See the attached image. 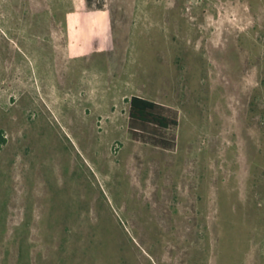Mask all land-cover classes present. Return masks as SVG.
Wrapping results in <instances>:
<instances>
[{
    "label": "rangeland",
    "instance_id": "rangeland-1",
    "mask_svg": "<svg viewBox=\"0 0 264 264\" xmlns=\"http://www.w3.org/2000/svg\"><path fill=\"white\" fill-rule=\"evenodd\" d=\"M0 131V264H264V0H0Z\"/></svg>",
    "mask_w": 264,
    "mask_h": 264
},
{
    "label": "trees",
    "instance_id": "trees-1",
    "mask_svg": "<svg viewBox=\"0 0 264 264\" xmlns=\"http://www.w3.org/2000/svg\"><path fill=\"white\" fill-rule=\"evenodd\" d=\"M128 122L130 132H143L164 138L162 131L178 126L176 113L156 101L132 95L128 100ZM7 139L0 131V152Z\"/></svg>",
    "mask_w": 264,
    "mask_h": 264
},
{
    "label": "crops",
    "instance_id": "crops-1",
    "mask_svg": "<svg viewBox=\"0 0 264 264\" xmlns=\"http://www.w3.org/2000/svg\"><path fill=\"white\" fill-rule=\"evenodd\" d=\"M85 20V23H84V28H86V30H87V28H88V22H89V19H83V17H82V15L80 14L79 15V17L74 21V26H73V28H74V31H75V33L76 34H79V36L81 37V39H82V35H83V33L81 34L78 30V27H77V25H78V23L80 24V22L81 23H83V21ZM92 25L94 26V28H93V30H94V34L95 35H97L98 33H106L107 31H108V25H107V21H106V19H105V17L104 16H102V19H101V21H98V22H95V23H92ZM91 26V25H90ZM85 36H88L87 37V39L89 40V35H88V33H86V35ZM92 39H94V38H92Z\"/></svg>",
    "mask_w": 264,
    "mask_h": 264
}]
</instances>
